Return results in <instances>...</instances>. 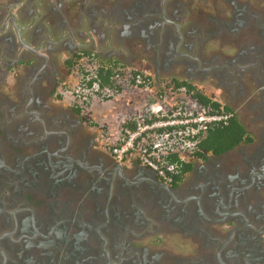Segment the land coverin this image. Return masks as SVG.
Wrapping results in <instances>:
<instances>
[{"label":"flooded vegetation","instance_id":"obj_1","mask_svg":"<svg viewBox=\"0 0 264 264\" xmlns=\"http://www.w3.org/2000/svg\"><path fill=\"white\" fill-rule=\"evenodd\" d=\"M16 2L0 11V264H264V0ZM144 3L151 27L127 20ZM95 24L92 52L183 77L252 141L178 184L117 160L90 101L64 95V62Z\"/></svg>","mask_w":264,"mask_h":264},{"label":"built area","instance_id":"obj_2","mask_svg":"<svg viewBox=\"0 0 264 264\" xmlns=\"http://www.w3.org/2000/svg\"><path fill=\"white\" fill-rule=\"evenodd\" d=\"M116 84L121 90L127 85L164 89L163 93L149 95L140 117H130L124 121L118 138L109 145L117 160H138L168 184L174 183L173 174L177 165L167 158L177 154L182 160L190 159L208 127L232 116L225 112L223 106L216 109L212 105H205L187 86L166 87L163 83L155 82L152 76L146 77L143 72L133 75L129 68H123V73L116 78ZM106 93L113 97L117 94L109 90ZM127 123L130 125L126 126Z\"/></svg>","mask_w":264,"mask_h":264},{"label":"trees","instance_id":"obj_3","mask_svg":"<svg viewBox=\"0 0 264 264\" xmlns=\"http://www.w3.org/2000/svg\"><path fill=\"white\" fill-rule=\"evenodd\" d=\"M64 65L67 68L68 74L71 75L76 72L81 77L79 81L80 90L93 91L105 101L113 98V95L106 93L107 90L114 93L121 92V87L116 84V78L123 73V68L126 66L120 64L119 61L104 59L92 51L81 50L79 53L77 52L74 56L66 59ZM140 72L142 73L138 69L132 71L133 75ZM143 74L146 77L151 76L146 72H143ZM162 83L166 87L173 85V88L187 86L190 91L194 92V96L205 105H212L216 109H219L221 106L218 101H213V99L202 93L197 86L186 80H159V84ZM158 92L163 93L164 89L158 88ZM222 106L225 112H228L232 116L226 121L214 123L208 127V130L200 138L194 151L191 153L190 159L182 160L177 154L170 155L167 158L168 161L177 165L173 174L175 184L186 178L195 161L204 160L209 154H223L243 142L252 141L246 129L233 114L231 108L225 105ZM129 125L130 123H127L126 126Z\"/></svg>","mask_w":264,"mask_h":264},{"label":"rangeland","instance_id":"obj_4","mask_svg":"<svg viewBox=\"0 0 264 264\" xmlns=\"http://www.w3.org/2000/svg\"><path fill=\"white\" fill-rule=\"evenodd\" d=\"M8 1L9 4H14V6L11 7L13 10L22 5L21 3L16 2V0H0V11L5 10ZM37 5H39V3H37ZM38 9L40 8L36 7L37 15L39 14ZM22 22L25 25V21L22 20L21 23ZM57 64L60 63L57 62ZM1 65L2 64H0V67ZM127 68L132 71L135 70V68L132 67ZM136 69L148 73L153 77L155 82L158 83L157 76H155L151 69H147L146 66ZM67 75L68 74H66L65 78ZM80 79L81 77L78 76L76 72L72 73L70 77H67L66 80L67 83L70 84V88L64 90V95H66V99H69L70 101L73 98H89L90 107H88L89 111L86 113V116H91L95 121L96 130L100 133V138L107 140L108 143L116 141L119 136L121 125L124 121L130 117H140V114H142L141 112L145 109L149 95H156L158 93L156 87L154 89L151 86L153 89H146V87L135 88L132 85H127L125 89L121 90L122 92L117 93L112 99L105 101L101 96L92 91L80 90ZM124 102L125 104H123Z\"/></svg>","mask_w":264,"mask_h":264},{"label":"crops","instance_id":"obj_5","mask_svg":"<svg viewBox=\"0 0 264 264\" xmlns=\"http://www.w3.org/2000/svg\"><path fill=\"white\" fill-rule=\"evenodd\" d=\"M103 30L101 28H97V24H95V27H93L92 31H89V29H86V31H83L80 34V37L75 40V43L80 45V49L85 50V51H91L94 49H103L105 48V43H104V36L102 34ZM112 45V44H111ZM125 50V53L123 52V55L125 58L121 59H116V61L119 60V62L122 63V61H125V64L130 61V59L135 58L136 54L130 52L129 50ZM101 51V50H100ZM111 57H114L112 55ZM108 60H115L114 58L108 59ZM136 67H140L137 66ZM183 77H179V79L182 80ZM125 104V102L123 103ZM122 104V105H123Z\"/></svg>","mask_w":264,"mask_h":264},{"label":"water","instance_id":"obj_6","mask_svg":"<svg viewBox=\"0 0 264 264\" xmlns=\"http://www.w3.org/2000/svg\"><path fill=\"white\" fill-rule=\"evenodd\" d=\"M150 3H151V0H150ZM152 10V7L150 5H147L146 3H144L143 5H138V7L136 9H132L131 10L129 9L128 7V10H127V20H131V21H134L135 22V17H139L141 16L142 17V13L144 12L145 13V23H147L148 27L151 25V22H150V15L148 16L147 14H149V11ZM13 22H14V25L16 24L15 22V18L13 17ZM16 27V30L19 34V30L17 28V25H15ZM151 27V26H150ZM6 28V26L3 27V29L1 31H4ZM159 77H157V81L159 82ZM230 206L228 207H225V209H228Z\"/></svg>","mask_w":264,"mask_h":264}]
</instances>
